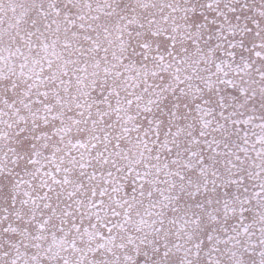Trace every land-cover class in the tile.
<instances>
[{
    "label": "snow or ice",
    "instance_id": "obj_1",
    "mask_svg": "<svg viewBox=\"0 0 264 264\" xmlns=\"http://www.w3.org/2000/svg\"><path fill=\"white\" fill-rule=\"evenodd\" d=\"M0 264H264V0H0Z\"/></svg>",
    "mask_w": 264,
    "mask_h": 264
}]
</instances>
